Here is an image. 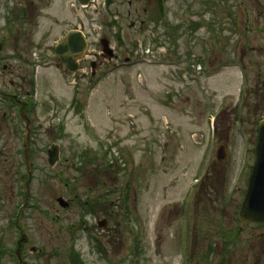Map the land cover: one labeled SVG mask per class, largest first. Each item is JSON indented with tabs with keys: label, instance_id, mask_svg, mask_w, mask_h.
Here are the masks:
<instances>
[{
	"label": "rangeland",
	"instance_id": "1",
	"mask_svg": "<svg viewBox=\"0 0 264 264\" xmlns=\"http://www.w3.org/2000/svg\"><path fill=\"white\" fill-rule=\"evenodd\" d=\"M114 1L125 27L121 53L138 63L126 67L122 55L105 62L91 87L78 75H90L96 58L76 74L56 66L54 48L71 29L64 21H75L73 0H0V26L6 13L13 20L0 33L10 67L0 86L31 92L42 147L62 151L55 166L35 155L27 199L25 123L14 116L16 129L0 114V264H264V229L243 230L238 220L264 117V0ZM90 11H79L89 56L102 52L104 37L114 48L115 32L105 10ZM145 56L152 63L143 65ZM240 60L250 67L246 107ZM198 72L200 82L191 77ZM165 114L172 127L163 134ZM211 116L219 120L213 155ZM221 147L227 156L220 161Z\"/></svg>",
	"mask_w": 264,
	"mask_h": 264
},
{
	"label": "flooded vegetation",
	"instance_id": "2",
	"mask_svg": "<svg viewBox=\"0 0 264 264\" xmlns=\"http://www.w3.org/2000/svg\"><path fill=\"white\" fill-rule=\"evenodd\" d=\"M107 2V0H106ZM116 2L113 0L112 1V5H114ZM128 3L130 6L133 5V2L128 0ZM80 8L79 4L76 6L74 5L73 3L69 5V11L71 13V15L74 16L75 18V21H70V20H65L64 21V24L66 27L68 28H71L69 29L65 35H63L62 37L64 38V36H66V34L71 31V30H75V31H79V30H82L84 29V22L82 19L79 18V14H78V9ZM24 12L21 13V17L23 16H26L27 13H28V10L27 9H23ZM104 10H102L101 12H103ZM101 12H97V14H101ZM106 12L109 13L111 16L115 17L118 21L119 24H121L120 20L116 17V14L113 12L112 10V7H110V12L106 9ZM11 13H6L5 16L6 17H10L8 20H7V23L4 25V26H0V33L1 32H4L7 27V25L10 23V25L12 24L13 20H12V17L10 15ZM33 21L35 23V16L33 15ZM108 26H110V22L107 23ZM123 26V29H125L124 25L121 24ZM132 27V24L130 25ZM115 32H116V29L114 28ZM140 31H138V33L140 34ZM115 32H113L115 34ZM113 34V35H114ZM123 35H124V30H123ZM115 37V36H114ZM62 38V39H63ZM17 39V43H19V39ZM124 42H125V35H124ZM18 47V45L16 46V48ZM5 48V42L1 41L0 42V72H6L10 69V67L7 65V64H3L4 62V59H6L7 56H1V53H2V50ZM114 49L115 51L114 52H108V53H103V50L102 52H94L91 56H88V54L86 53L79 61V70L81 69V65L82 63L86 62V60L88 59H92V58H96V60H92L91 62V76L89 75V73H87L86 71L82 72L81 75H78V78L82 77V78H85L89 84L92 83V81L90 80V77H96L99 72V70H101L100 68L103 66V64L105 62H109L111 60H103V61H97L98 59L100 58H108V57H111L112 59L114 58H117L119 59L120 58V55L126 57V59L129 57L127 56V53L128 52H123L121 53V49L118 48L117 46V43H114ZM129 54L131 56H135L136 53L135 51H130ZM104 55H106L107 57H104ZM55 56H56V53H55ZM8 57H11V56H8ZM18 57L19 60L22 58V55L20 52H17V55H15V58ZM57 57V56H56ZM110 58V59H111ZM57 60H59L58 64L56 65L57 67L58 66H63L65 68L66 71L67 70V66L63 63V60L58 56L57 57ZM2 68V70H1ZM75 81V80H74ZM32 83V82H31ZM33 84V83H32ZM75 84H78L77 82ZM0 96L5 99V101H7L8 103L10 104H13L14 106L17 107V112L19 113V116L21 117V120L23 122H25L26 124V128L27 129V132L29 133V137L28 139L30 140V150H29V155H30V159H31V167L33 165H35V162L33 161V158H35V155L38 154H44L45 156L47 155L48 157V152L49 150H44V147H42L41 143H42V140L40 139V136L42 134V132H44V128H42L41 124L38 122L37 123V119L35 120L34 117H32V115L30 114V112L32 111L33 107L31 106V103H32V100H34L32 97H31V92H27L26 95H21V94H12L10 92H8L6 89L2 88L0 86ZM0 114H2V118L4 117L5 118V122L9 121L10 119L13 118L12 120V125L16 128V125H17V121L14 120V116L16 117L17 114H12V113H8L6 110H5V107H2L0 105ZM12 117V118H11ZM3 118V119H4ZM15 122V123H14ZM38 127V128H37ZM17 129V128H16ZM56 130V129H54ZM4 131V128L2 127V119L0 118V133ZM8 132L14 134V129L11 128L10 126L7 127V130ZM19 131V129H18ZM30 171V170H29ZM260 229H264V228H260Z\"/></svg>",
	"mask_w": 264,
	"mask_h": 264
},
{
	"label": "water",
	"instance_id": "3",
	"mask_svg": "<svg viewBox=\"0 0 264 264\" xmlns=\"http://www.w3.org/2000/svg\"><path fill=\"white\" fill-rule=\"evenodd\" d=\"M80 3L87 6L90 0H79ZM121 27L119 26V32L116 34V38L121 45L122 35ZM104 51L110 50L109 41L103 39L102 41ZM88 49V43L86 36L82 32H70L64 40H62L56 47V54L60 56L63 62L66 64L69 71H78V60L85 54ZM256 160L253 167L252 176L249 181V188L246 194V198L243 202L240 212V220L245 227L258 228L264 226V121L259 125V137L258 144L255 149ZM60 150L57 146H54L50 152V164L55 165L59 160ZM219 158L223 159L226 156L225 150L222 148L219 152ZM62 205H65L62 200L59 201Z\"/></svg>",
	"mask_w": 264,
	"mask_h": 264
}]
</instances>
